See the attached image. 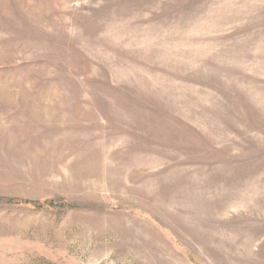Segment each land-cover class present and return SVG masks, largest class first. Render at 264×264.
Segmentation results:
<instances>
[{
    "label": "rangeland",
    "instance_id": "obj_1",
    "mask_svg": "<svg viewBox=\"0 0 264 264\" xmlns=\"http://www.w3.org/2000/svg\"><path fill=\"white\" fill-rule=\"evenodd\" d=\"M0 264H264V0H0Z\"/></svg>",
    "mask_w": 264,
    "mask_h": 264
}]
</instances>
